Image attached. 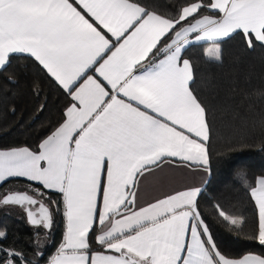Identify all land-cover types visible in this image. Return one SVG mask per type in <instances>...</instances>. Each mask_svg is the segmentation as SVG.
<instances>
[{
    "label": "snow or ice",
    "instance_id": "obj_1",
    "mask_svg": "<svg viewBox=\"0 0 264 264\" xmlns=\"http://www.w3.org/2000/svg\"><path fill=\"white\" fill-rule=\"evenodd\" d=\"M234 33L249 48L264 46V0H189L175 15L139 0H0V69L27 54L72 101L36 150L0 149V207L20 208L47 234L62 211L63 239L47 264H264L262 255L230 259L217 248L199 187L136 207L140 177L166 162L210 172L207 108L183 53L203 41L205 55L219 60L218 41ZM21 181L24 190L6 188ZM250 195L258 213L251 239L264 246V177ZM97 225L102 251L90 244ZM0 264L34 261L0 243Z\"/></svg>",
    "mask_w": 264,
    "mask_h": 264
},
{
    "label": "trees",
    "instance_id": "obj_2",
    "mask_svg": "<svg viewBox=\"0 0 264 264\" xmlns=\"http://www.w3.org/2000/svg\"><path fill=\"white\" fill-rule=\"evenodd\" d=\"M162 15H175L189 0H139ZM221 58L205 55L208 42L189 45L183 58L193 65L190 87L207 108L210 138L207 141L210 172L198 197L199 211L217 248L228 258L245 253L264 256V246L251 237L258 227L255 203L250 195L255 178L264 175V46H246L243 35L234 33L218 41ZM71 97L27 54H12L0 69V149L25 146L36 150L40 141L63 120ZM246 177L242 180L238 173ZM21 181L6 188L24 190ZM52 200H59L51 192ZM219 205L239 228L219 217ZM18 208V207H16ZM0 207V230L7 239L0 242L26 253L34 264H45L62 242L64 220L54 215L50 234L34 229L24 212ZM42 242L37 256L36 233ZM94 232H90V244Z\"/></svg>",
    "mask_w": 264,
    "mask_h": 264
},
{
    "label": "crops",
    "instance_id": "obj_3",
    "mask_svg": "<svg viewBox=\"0 0 264 264\" xmlns=\"http://www.w3.org/2000/svg\"><path fill=\"white\" fill-rule=\"evenodd\" d=\"M209 46L210 45L208 43L207 47ZM20 147H25V146H20ZM208 175L209 172H206L202 167H197V166L188 167L186 166L185 163H182L178 160H175L174 162H166L162 164L160 167L155 168L152 172L146 173L144 177H140L136 189V197H137L136 207L139 208L141 206H147L149 203H154L159 199L166 198V196L168 195H172L175 194L176 192L184 191L192 187H199L201 189L202 186L207 181ZM258 177H264V175H259L255 178L254 186L256 183V179ZM64 229H65V224H64ZM99 233H100V226L97 225L95 227V232L91 244V249L93 251H102L101 246L96 242L95 239V237L99 235ZM248 254H255V253H245L239 257L230 258V259H242L244 255H248ZM45 264H47V262Z\"/></svg>",
    "mask_w": 264,
    "mask_h": 264
},
{
    "label": "rangeland",
    "instance_id": "obj_4",
    "mask_svg": "<svg viewBox=\"0 0 264 264\" xmlns=\"http://www.w3.org/2000/svg\"><path fill=\"white\" fill-rule=\"evenodd\" d=\"M9 209H10L11 211H13V212H15L16 210L19 211V209L16 208V207H9Z\"/></svg>",
    "mask_w": 264,
    "mask_h": 264
},
{
    "label": "water",
    "instance_id": "obj_5",
    "mask_svg": "<svg viewBox=\"0 0 264 264\" xmlns=\"http://www.w3.org/2000/svg\"><path fill=\"white\" fill-rule=\"evenodd\" d=\"M24 216H25V214H24ZM26 219V218H25ZM26 222H27V220H26ZM28 223V222H27Z\"/></svg>",
    "mask_w": 264,
    "mask_h": 264
}]
</instances>
